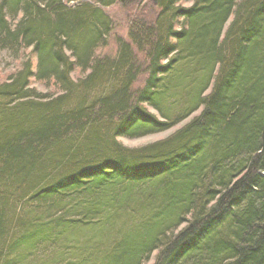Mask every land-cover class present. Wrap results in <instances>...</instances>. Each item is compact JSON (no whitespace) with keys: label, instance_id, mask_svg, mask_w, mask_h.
<instances>
[{"label":"trees","instance_id":"1","mask_svg":"<svg viewBox=\"0 0 264 264\" xmlns=\"http://www.w3.org/2000/svg\"><path fill=\"white\" fill-rule=\"evenodd\" d=\"M134 2L0 0V264H264V0Z\"/></svg>","mask_w":264,"mask_h":264},{"label":"rangeland","instance_id":"2","mask_svg":"<svg viewBox=\"0 0 264 264\" xmlns=\"http://www.w3.org/2000/svg\"><path fill=\"white\" fill-rule=\"evenodd\" d=\"M149 0H143V2H141L140 4H137V2H134L133 4H135L133 7L131 6V10L135 11L139 6H141L143 3H146ZM249 0H240V3H242L240 5V8L238 7V5L235 7L234 12L232 14V16L229 18L228 22L225 25V30L228 28V26L230 25V23L234 20V18L236 16H241V12L239 13V9H244L245 5L248 3ZM76 4V3H75ZM75 4H69L70 6H74ZM181 5H184L186 7L191 5V2H186V1H182ZM244 5V6H243ZM107 11L112 10V12H110L113 16L114 19L116 20L117 24H122L123 28H125L127 26L126 22V17L128 16V10H125L123 8H113V7H109L106 8ZM241 11V10H240ZM243 13L245 12L244 10L242 11ZM240 14V15H239ZM120 34H123L122 32H118ZM32 59L31 62L32 64L35 65L36 62V58L33 57V53L31 52V49H23L21 50V52L19 53V58L16 59L12 53H10L9 51L6 50H2L0 51V84H2L4 81H8V79L10 78L11 75H13L14 73H16L17 71H19L21 69V65L23 63L24 60L26 59ZM217 72H215L216 74ZM84 76V74L82 75L81 71H75L72 74V79L73 80H79L81 79V77ZM55 82V81H54ZM52 80L50 81H40V80H32L31 84L32 86L36 89L37 92L43 93V94H47V95H60L62 94V90L58 87V85H56ZM215 80H213V82L209 85V88L204 92V95H209L214 87L215 84ZM94 94L96 95L97 93L94 92ZM36 101V100H33ZM75 101V100H74ZM71 101V99L69 98V102L67 104V106H71L73 105V102ZM37 102V101H36ZM152 109H150L151 111ZM202 111V108H200L199 110H197L196 112H194L193 114H191L189 117H187L186 119L182 120L181 122H178L177 124H175L173 127H171L170 129L166 130V131H162V132H158V133H154V134H149V135H145L143 137H138V138H127V137H117V139L119 141H121L122 143H124V145H126L127 147H129L131 149V151L133 152H137L139 151L138 148H141L144 145L150 144V143H155L157 141H161L167 137H169V135L173 134L174 132H176L177 130L181 129L184 125H186L190 120H192L194 117H196L197 115L200 114V112ZM152 112H154L155 114L157 113L155 110H152ZM158 118H161V116L158 114ZM114 125H112L110 127V134L112 135L114 133ZM83 155H78L77 158H83ZM56 162L55 163H59L62 166L59 167V169L56 170V172L51 173V178H53V175L57 176L60 175V173L62 174L63 172H65L64 169H66L68 166V164L70 162H66L63 161V158L61 157V155H58L56 157ZM50 172V169L48 170ZM57 174V175H56ZM50 178V177H49ZM33 180H31L32 182V186L33 187H37V183L40 181L41 177L40 174H35L32 178ZM47 181V180H46ZM40 185V184H38ZM3 192H10L7 189L3 188L1 189ZM138 192V190L136 191ZM136 194H139L136 193ZM69 197V196H67ZM8 203H7V210L10 209H14L15 208V197H13V199H10V197L7 199ZM12 215L8 214V217L10 218ZM160 250H155L152 252V254L150 255V258L148 260H146L145 262H142V264H154L157 255L159 254ZM48 254V253H47ZM46 254V255H47ZM45 255V254H43ZM49 255V254H48ZM68 258H66L65 260L60 261L58 264H69L68 262Z\"/></svg>","mask_w":264,"mask_h":264},{"label":"water","instance_id":"3","mask_svg":"<svg viewBox=\"0 0 264 264\" xmlns=\"http://www.w3.org/2000/svg\"><path fill=\"white\" fill-rule=\"evenodd\" d=\"M154 2H156L157 0H153Z\"/></svg>","mask_w":264,"mask_h":264}]
</instances>
